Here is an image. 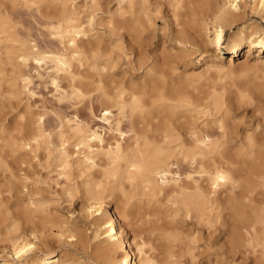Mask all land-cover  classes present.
Masks as SVG:
<instances>
[{"label": "rangeland", "instance_id": "obj_1", "mask_svg": "<svg viewBox=\"0 0 264 264\" xmlns=\"http://www.w3.org/2000/svg\"><path fill=\"white\" fill-rule=\"evenodd\" d=\"M176 1L0 0V218L6 221L2 224L3 230H0L1 254H6L11 247L10 238L13 242L28 238L38 247L35 250L36 257L44 253L53 256L64 254L75 264H108L103 254L104 245L100 244L102 238L96 237L94 220L81 215L85 208L94 203L88 194L89 188H86L91 174L81 173L79 167L86 155L85 150L75 147V138L69 139L70 153H74V166L68 181L58 167L62 149L58 136L61 131L68 129L69 121L83 122L92 129L100 128V132L107 128L102 121L103 109L107 106L99 102L101 91L94 85V79L98 78L97 73L102 71L105 62H111L112 77H108L107 86L116 88H109L111 93L131 81L139 82L144 78L146 70H137L133 64L138 56L129 52L127 42L122 43L113 36L109 28L113 22L138 23L141 26L142 50L150 63L153 59L159 61V70L167 69L164 73L169 89L186 88L195 97H209L208 100L212 99L210 96L216 91L215 95L223 98L221 104H225H222L221 112L214 113V109L210 108L211 117H202L198 123L204 125L208 119L217 123L225 120L229 124L228 129L235 133L234 141L230 143L231 151L234 149L232 152H237L242 142H248L246 136H257L261 141L264 135V65L258 61V51L249 58L246 55L234 57L238 60L233 67L226 63L229 60L226 54L221 66H217L221 72L216 74L214 70L209 71L205 65L210 59L209 53L205 54L197 44H180L173 39V32L179 29L175 18ZM38 6H42L41 13L37 12ZM62 6L74 13L86 33L85 52L81 57L83 64L79 66L77 62L73 63L74 71L80 75L76 82L79 86H75L82 93L78 98L62 74L56 73L53 62L45 60L37 63L31 60L23 65L19 58L23 53L36 51L72 56V49L67 42L60 41L51 29L60 17ZM251 6L252 3L246 0V6L241 10L244 16L238 25L251 24L264 28V20L252 12ZM239 26L233 30L226 29V38ZM198 40L202 41V38ZM94 45L103 48V52L93 51ZM261 58L264 61V54ZM192 75H197L199 79L193 80ZM53 78L59 79L60 89L52 84ZM254 85L260 87L263 102L257 98L260 97L257 92L254 95ZM185 108H180L183 115L174 121V125L178 123L182 126L181 138L174 132L164 145L168 156H171V174L182 183L187 180L189 166L177 161L175 149L179 142L174 139H189L190 118L184 112L190 109ZM110 110L112 115L118 114L117 108L112 107ZM40 118L43 119L42 129L49 138L35 147L32 138L40 129ZM128 120L124 119V131L128 130ZM166 120L162 122L163 125L168 123L169 120ZM213 130L217 131L216 128ZM214 133L217 135L219 131ZM104 135L106 140L115 142L109 133ZM127 135L130 134L127 133L125 139L119 138L124 145L133 143L127 139ZM155 181L161 182V178L157 177ZM24 183L32 189L31 197L25 193ZM263 186L258 188L255 198H264ZM125 187V196L117 190L115 196L108 200L111 203L109 209L129 215L128 236L135 238V241L144 239L148 243L149 254L158 264H264L257 260L250 248L229 254V227L225 224L229 218L225 216L230 215L228 211L208 204L205 212L192 211L187 214L178 198H168L164 194L152 197L140 185L130 187L126 184ZM107 188L111 190L112 185ZM30 200L45 210L62 207V213H67V208L72 207L76 214V237L67 238L60 245L57 229L45 226L48 229L39 232L36 235L38 240H34L27 231L30 224L27 225L24 219ZM40 220L36 219V222ZM7 225H11L9 230H6ZM223 257L226 259L222 263L220 259ZM2 262L0 259V264ZM133 262L135 258L128 261L129 264Z\"/></svg>", "mask_w": 264, "mask_h": 264}, {"label": "bare ground", "instance_id": "obj_2", "mask_svg": "<svg viewBox=\"0 0 264 264\" xmlns=\"http://www.w3.org/2000/svg\"><path fill=\"white\" fill-rule=\"evenodd\" d=\"M128 1L133 2V0ZM249 1L252 3V12L264 20V0ZM245 6L246 0H177L175 18L179 23V29L173 32V39L180 44H197L205 54L209 53L210 59L205 64L206 69L214 70L215 73L221 72L217 66L226 54L229 55L226 63L233 67L240 56L246 55L249 58L251 54L258 51V61L264 65L261 58L264 54V28L251 24L238 25L243 19L244 13H241V10ZM41 11L42 6H38L37 12L41 13ZM59 16L56 25H53L51 29L60 41L67 42L72 49V56L36 51L23 53L19 58L23 65L31 60L37 63L45 60L53 62L56 73L62 74L78 98L82 96V93L80 88L75 86L79 79L77 76L80 75L74 71L73 63L77 62L79 66L83 64L81 57L85 52L86 33L74 13L68 12L65 6L61 7ZM236 26H239L236 31L226 38L225 30H233ZM109 28L113 36L119 38L122 43L129 44L128 50L132 55L138 56L133 64L137 70H146L144 78L139 82L131 81L128 85L111 93L109 88L112 86H107L108 77H112L111 62H105L102 71L97 73L98 78L94 79V85L101 91L99 102L107 106L103 109L102 117L107 128L100 132V128L92 129L83 122L69 121L68 129L61 131L58 136L62 148L58 167L61 169V175L68 181L74 166V153H70L69 139L75 138L77 140L75 147L78 150H85L86 155L80 161L79 167L81 173L91 174L92 178L86 182V188H89L87 191L94 203L85 208L81 215L94 220L97 228L96 237L102 238L100 244L104 245L102 249L107 263L129 264L128 261L135 258L132 264H158L149 254L148 243L146 244L144 239L135 241V238L128 236L129 215L125 216L109 209L111 203L108 200L115 196L117 190L121 191L123 196L126 195V184L130 187L140 185L143 191L155 198L163 194L168 198H178L187 214L192 211L203 212L208 204L209 206L217 205L218 208L228 211L230 215L225 216H229L225 224L229 227L227 240L229 254L250 248L251 253L257 256V260L263 263L264 198H255L254 194L264 185V135L261 141L257 139V136H246L248 142H242L241 147L238 145L240 149L232 152L234 149L231 151L230 143L234 141L235 133L228 129L229 124L227 125L225 120L217 123L208 119L204 125L198 123L202 117L210 116L212 112L210 108L214 109V113L221 112L223 98L215 95V89V92L212 90L214 93L210 96L211 100H208L209 97H195L186 88L169 89L164 73L167 69L159 70V61L153 59L150 63V59L142 50L141 26L138 23L130 25L118 21L111 23ZM199 38H202V41L198 40ZM246 48L247 51H244ZM93 51L102 53L103 48H97L94 45ZM236 56L238 58L234 59ZM192 79L197 81L199 77L192 75ZM58 80L53 78L52 84L60 89ZM253 87L254 95L258 93L260 97L257 98L263 102L260 87L256 85ZM112 89L116 90L115 87ZM112 107L117 108V115H112L110 110ZM185 107L190 109L184 113L190 118L188 126L191 129L188 131L189 139L182 141L180 139L182 126L178 123L174 125V121L183 115V110L180 111V108ZM126 118L129 119V127L127 131H124L123 122ZM166 119L169 121L163 125L162 122ZM39 121L40 129L32 138L35 147L40 145L41 141L43 143L45 138L47 140L49 138L42 129L43 119L40 118ZM215 128L219 131L217 135L214 133L217 131L213 130ZM106 132L112 135L111 140H115L114 143L106 140L104 135ZM174 132L180 137L174 139L179 142L175 149L177 161L187 163L189 166V174L184 183L171 174L170 165L172 164L169 163L171 156H168L164 146ZM127 133L130 134L126 136L127 139L133 143L124 145L119 138L125 139ZM157 177L161 178V182L155 181ZM110 185H112L111 190L107 188ZM23 189L31 197L32 189L27 183L23 184ZM40 207L38 203L30 200L24 213L25 222L27 225L30 224L27 231L34 240H38L36 235L39 232L48 229L45 226L57 229L60 233V245L65 243V239L76 237L74 231L76 214L72 207L67 208V213H62V207L54 208V210H45ZM36 219L41 220L36 222ZM5 222L0 218V230H3L2 224ZM10 226L7 225L6 230H9ZM28 240L27 238L18 242L16 239L13 242L10 238L11 247L6 254L0 253L2 264H75L64 254L53 256L44 253L41 257H36L35 250L38 247ZM40 243L43 244L41 240ZM224 257L220 259L222 263L226 259Z\"/></svg>", "mask_w": 264, "mask_h": 264}, {"label": "snow or ice", "instance_id": "obj_3", "mask_svg": "<svg viewBox=\"0 0 264 264\" xmlns=\"http://www.w3.org/2000/svg\"><path fill=\"white\" fill-rule=\"evenodd\" d=\"M222 179V178H221Z\"/></svg>", "mask_w": 264, "mask_h": 264}]
</instances>
